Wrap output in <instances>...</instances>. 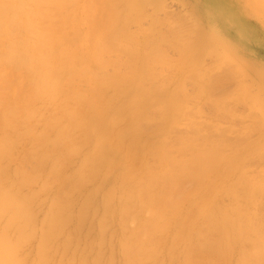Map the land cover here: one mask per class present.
<instances>
[{"label":"bare ground","instance_id":"6f19581e","mask_svg":"<svg viewBox=\"0 0 264 264\" xmlns=\"http://www.w3.org/2000/svg\"><path fill=\"white\" fill-rule=\"evenodd\" d=\"M76 1L79 2L80 0H0V264H28L29 262L28 263L26 262L28 258H25L24 256L26 255L29 257V255L24 254L23 256L22 250L23 248H25L26 245H28L29 242H31L32 240L36 238L35 236H37L36 234L37 232H39L37 231L38 228L36 227V224L37 226H40V225H38V223L36 222V219H34V215L36 214L35 213L33 214L34 210L32 211L30 210V208H32L31 207L32 205H30L29 203H31L30 201L32 200H29L30 196L29 198L27 196L28 194H31L30 191L31 192L33 190L35 191V189L30 188L29 186L30 185L33 186L35 183L38 186L37 182H39L41 178H44L42 177V173L41 172L39 173V171L31 172L28 169L26 170H28L29 172L26 171L25 169L22 170L23 167L26 165L22 163V165L24 166H20V168H22L20 170V174H17L18 172L14 171V173L16 172V175H14V173L13 174L9 173L6 176V173H5L6 171H4V169L6 168L4 167L6 163L5 165H3L4 164L3 162H5L4 160L7 159V157L8 158L10 157L13 159V157L9 155L13 153V152L11 153V150L13 149V147L16 146V145L14 146L15 142L19 141L20 139L24 138L26 135L30 134V130H33L32 128L35 127V130H36L38 128L36 125L40 124L42 126V122L41 123L38 122L39 124L33 123L34 120L36 121L37 119H41V121H43V128L41 129L42 131L40 130L42 134L37 131L40 136L50 137L51 135L52 145L54 146V145L59 144L60 145V146L58 145L59 148L61 147V143L63 144V142H65L64 145H67L66 146L67 148H63L64 145H62L61 147L62 150L65 149V153L64 151L59 152L60 154L64 153L63 154L64 156L66 155L67 151L72 154L73 152L77 150H78L77 152H79L81 147H83L84 145L88 144V142H90L89 139H93L91 141H95L96 144L93 146L92 152H89V156L86 155L84 157L85 163L90 164L91 166L89 168L90 170L88 168H87L88 170L87 169H84V170H87L88 173L90 172L89 174H91V176L90 175L89 176L92 178H93V174H94V177L97 176L96 172L98 174V171L104 165L100 163L104 161V160L101 161V157L104 154V153L102 154L103 143L107 144L109 140H112V139L117 140L121 138L120 133H119L120 137L114 138L115 136L114 137L111 136L110 138L109 130L113 126L115 125L117 126L119 125V123L123 121L126 123L130 121L129 123H131L133 122L132 120H134L133 125L130 124L131 126L126 128L127 131L124 132L125 135L122 133L123 130H121L122 131L121 134L124 137L125 136H129V138L132 137L130 139V140L133 139L132 142L128 141L130 142L128 144H131V146L133 145L134 150H136L135 148L138 149L136 150V152H138V154L135 157L136 160L135 159L132 160L133 163L130 162L131 164L129 167L132 168L133 166L134 168L133 164L137 162V164H140V168L139 170L137 168L138 171L137 170L134 171L133 169L132 170L129 169V167L127 166L129 170L124 173L122 172V174L120 173L121 175L119 178L121 179L117 187L112 186L111 188H108V189L106 188L107 186L104 187L108 190V191H104V194H102V196L103 195L105 196V198L104 196L102 197L104 198L102 200L105 203V205L102 204L103 206H105L104 212H103L104 218L100 217L101 222L100 224L98 223L101 229L100 232L104 236V237L103 236L100 237L99 239L100 243L98 241V245L99 244L100 245L98 247L100 248L101 245L103 246L107 244H110L111 247L112 245L114 247L117 246L118 253L119 251H121L120 253L123 258V264H148L147 262L150 260L151 261L153 260L154 262L156 261L158 263V260H159L157 259L159 257L158 255L164 245L163 244L164 240L166 241L165 233L168 231L169 228L173 227L172 226L173 222L174 224H176L174 225L175 226L174 229L176 228V226H177V229L176 231L173 229L175 233L171 241L172 242L171 246L169 245L172 248V249L170 248L169 250V251L171 250L172 251L168 252L171 255V257H169V260L172 257H175V255L173 254L176 252L174 250L175 246L176 248H178V246L180 245L179 243H184V246L182 247L184 248V250L181 252L183 254H179L183 256L182 264H202V261L204 259H207L210 256L209 254H211L212 256L215 253L216 255L214 256H219V255L223 256L221 258H223L224 261L226 259L227 260L233 259V262H234V259L237 258L236 264H263V261H264V220L263 218L264 217L262 218L261 214L253 213V211L259 212L257 211L258 207H256L258 204L257 202H259L258 200L260 198L261 199L264 198V180L262 179L263 181H256V179L252 180L251 178L249 179L248 177L243 175L244 173L243 168H244L246 161L248 162V160L250 159L253 160L252 157L255 156V152H256L255 147H254L255 151H253V148H251L252 153L250 154L239 152L238 151L239 149L237 148L238 150L236 149V152L234 151L235 154L234 155L232 154L233 156L226 158L224 157L225 154L223 155L219 153V155H217V150L219 149L218 147L221 146L219 142L217 141V139H216L217 141L216 142L213 140H204L202 139L203 138L202 137L201 139L204 140L203 144L200 142H196V143H200V145H198L195 143L193 139L186 138L185 136L175 135L177 136L176 140L175 139L172 140L169 137L172 132L177 131L176 127H177V124L179 123L178 120L180 116L184 114L183 112L185 111V108H184L185 106H183L184 104L182 105L183 103L182 101L186 99V98L184 99L183 96L185 97L184 92H185V89L187 88H184L183 86L185 85L186 87L188 83L187 79L189 77L187 74H190L192 72L191 75H189L191 77L190 80L195 79V74L197 75L196 78L201 75V74L198 75L197 74L198 72H196L198 71L199 65L202 62L201 57L197 55L198 53H200L197 50L199 49L198 46L195 43L192 45L188 43V45L189 44L190 45L187 47L185 43V46L182 45L180 49L178 50V51L180 50L182 51V56H183L180 63L177 62L179 63V65H175L173 64V62L171 63V61H170L171 63L170 64L169 60L167 59L168 57L166 56V51L164 52V50L166 49L164 48V46L169 41L167 40L165 33L164 35L160 36V35H156L154 30L151 31L152 29L151 30L147 29V32L148 33L151 32L152 34L150 33L151 35L150 36L146 32L147 33V34L145 33L146 36L147 37L150 36V37L148 39L145 38L147 41L143 43L140 40H138L139 39L138 37H136L137 33L136 34L132 33L133 30L131 32V29H130L131 27H129V25L135 24L137 22V19H136L137 17L135 16L138 15L140 20H141V17L142 19L144 17V14L141 15L142 12H144V9L142 11V5L139 2V0L137 4H135L134 0H127L125 5H121V7L123 6L124 8V9L122 8L123 9L122 13L121 11H118L119 8H117L118 10L115 8L117 7L116 5L118 3V0H117L116 5L115 3L112 2L113 0L109 1L110 3L112 2L111 4L109 2H106L108 0L103 1V2L100 0H92L89 3L86 2L84 3V5H82L84 6L83 9H85L84 19H80L79 17V11H78V6H76ZM46 6L48 8L44 9V7L46 8ZM110 8L112 9L111 11H109ZM209 15H212L213 17V14L211 13ZM134 21L135 23H133ZM113 24L114 26L115 24L118 26V27L116 26L118 31L117 33H114V34L112 33H113V30H116L114 29L115 27H113V30L107 27L108 25L113 26ZM69 25H71L74 28L75 30L74 32L69 29L68 27ZM82 25H85L86 29H83V27L79 28ZM150 27L151 26H149V28ZM111 30H112V33L111 32L109 33V31ZM165 39L167 40V42H165ZM162 41L165 42L164 46L163 44L161 45V43H163ZM174 43L171 42L172 45ZM114 51L115 52L123 51L124 55L125 53L126 54L129 53L128 54L129 57L127 58L128 55L126 56V59H128L129 61L126 60L125 58L120 59V61L122 60L123 62H124L123 59H125V62H127V68H128L126 69L129 71H127V73L126 72L122 73V72H117L118 71L117 69L116 70L117 73H115L114 72L115 70L113 69L114 67L117 68L119 64V67L121 68V66H124V65L120 64L119 63L120 61L118 62V64L114 61L115 65H114V62L111 63L112 66L114 65L113 68H111L113 70L112 71L113 75H111L112 72H110L111 74L105 75L106 73H104V76H103L101 75V73L104 70L103 68L109 69L108 67L110 66V63L108 65V62H110L108 61L110 60L109 59L110 57L106 58L108 59L107 60L108 62L105 61L106 59H104V57L105 55H109L110 52L114 53ZM196 51L198 53H196ZM118 55L119 54H117V56ZM166 64H170L169 66H172V64L175 65L179 73L178 78L176 77L174 79H171L170 77L165 78L166 80H168L169 84L174 85L173 89L171 90V92L169 93L166 99V100L169 99L168 101H170V103H174L173 107L171 108V111L168 110V113H172V118L168 120V124L166 123V121H164L165 122L164 124H166L165 127H163L164 126L163 125L162 126L163 128L161 130H159L158 132H152L151 135L149 136V135H146L148 134L147 132L148 129H150L147 126L150 124L149 122L152 119H154V112L156 113L154 107H152L153 106L152 103L155 100L153 101L154 98H152L150 92H146L144 90L143 85L147 81L155 82L156 79H159V77L161 76H159L160 73L157 72L158 65L166 66ZM160 69H163V68H160ZM166 69L167 68H165V70ZM160 75H162V73ZM192 77L194 78L192 79ZM212 77H211L212 79L209 78L210 81L206 80L209 82L208 84L206 83V81H204V79H200V82L199 80L195 79L196 81H193V82L194 83L197 82L198 84H201V87H200L196 83V86L199 87V88L197 87L198 89L197 92L200 93V95L201 94L207 95L206 98L208 97V99L210 100L209 103L211 102L210 104H212L211 106H213L214 110H215V107L217 106L218 108L217 110L223 113L219 115H226L227 113H226L225 106L228 104V102L229 103L231 102L228 100L224 102L225 104H223L222 102L225 99L221 101L220 99L222 97L223 98L228 97L227 95L224 96V94H226L228 90H226L225 92L223 91L224 93L222 92L220 94L223 96H220L218 94L219 92H221L219 90H218L219 91L218 93H215L218 95L215 96L214 94H212V91L215 92L213 88H216L217 83H218L217 80L219 79V78H215L214 76ZM80 81L89 82V83L91 82L92 84H94V86L96 83L99 84L101 82L100 83V86L102 84L101 87H104L105 85L108 88L110 87L113 88V90L116 91L117 96L120 98L118 99L119 102L117 106L116 107L113 106L115 108L111 107V110L109 108L108 112L106 111V113L97 114L96 111L93 112L95 109L94 108H93L94 110L90 109V105L88 104V101L89 99H91V96H94V95L96 96V94H98L99 92L98 91L94 92L96 91L94 87H92L94 91L91 90L93 91V92L90 91L91 93L82 91L81 88L79 87ZM221 82H219L220 86H221L220 84ZM214 83H216V85ZM213 85H215V87ZM155 86H157L156 88H159L161 87V84L156 83L154 85V88ZM222 86H221V89L219 88L220 90H222ZM162 87H163V84H162ZM183 88H184V91H183ZM223 88H225V86ZM192 90H193V87H192ZM189 94H192V93L190 92ZM210 94H212L213 97L215 96L218 99L220 97V99L215 100V97L212 99L210 98L212 96H209ZM20 96L22 98H25L24 96H26L25 98L26 100L29 98L27 101L28 104L27 102L25 103L26 100L25 99L22 100ZM196 97L198 98L199 96H196ZM199 98H201V96ZM39 101H44L45 105H47L46 109L44 108L45 109L44 111H42L43 109L40 110L38 108V106L40 107L41 105H38L35 107L36 103ZM205 101L208 104V101L207 100ZM212 101L214 103H212ZM210 104H208L209 107H211ZM45 105L43 106L45 107ZM213 108L211 107V109ZM163 111L165 112V108ZM210 113L212 114V112ZM213 115H214V112H213ZM235 116L233 118H235ZM224 118H227V117L225 116ZM129 119H132V120H129ZM261 126L264 127V121H262ZM261 126H259V128ZM259 128H257V130ZM144 129L146 131H144ZM198 130L199 129L196 127L194 131L197 133ZM260 130L262 129L260 128ZM82 133L84 136L81 135ZM75 134H79V137L76 136V139L78 137L77 141H75L76 140L75 137L72 136ZM39 135L38 137L36 136L37 144L40 142L37 140L39 138ZM80 135L84 137L83 140H87V143L85 141V144L79 147L80 149H78L77 148L78 145H81V143L79 142H82L80 140L81 138ZM123 136L122 138H124ZM207 136H208V139L212 138L210 135H206L205 138H207ZM42 137H40V139ZM70 138L71 140L72 139H75V140H72L73 141L72 142ZM45 140H47V138H45ZM202 140L199 139L198 141L202 142ZM42 141L44 140L42 139ZM46 142H49V143L44 144V145L50 144L51 146L50 138H49V141L47 140ZM239 142L241 143L240 139H239ZM17 143L18 142H16V144ZM53 146H52V149H53ZM224 146H221V147H224ZM244 146L245 145H243V147ZM225 147H227V145ZM43 148L44 147H42L41 149ZM33 149H34L33 151L28 150L27 154L26 152L24 153L27 155L25 156V162L27 160L28 161L29 160L34 161L35 159L39 160L36 164L39 165V163H42L40 164L42 168L43 167L42 158L45 157L47 159L46 157L47 155L44 154L45 152L41 154L42 151H44L45 149L41 150L40 147H38L41 153H38L39 150L36 147ZM221 149H219L218 152H220ZM53 150L55 151V149ZM134 150L132 151L134 152ZM29 151H30V154H29ZM34 151H36L37 153ZM226 152L227 151H225L224 153ZM229 152L231 155V151ZM247 152H250V151H247ZM70 153L69 155H71ZM76 154H73V155L76 156ZM63 155H61L62 156L61 157L58 154V156L60 157L56 159H54L55 158L54 157L52 160L56 162H52V164L55 163L56 165H59L58 164L60 162L59 159L62 160V158L64 157ZM69 155L67 154L66 157H69ZM228 155H225V156H228ZM104 156L102 157V159H105L104 162L106 163L108 159H106V157L104 158ZM131 157H132V154H131ZM20 158L22 157L20 156ZM126 158L128 157L126 156ZM150 160H153L154 163L151 164ZM9 161L10 160H8L7 162ZM22 161H24V159ZM22 161L20 160L19 162H22ZM221 161H222V164L223 163L225 164H223L224 168L222 170H219L216 166H217V163ZM36 164H34V166ZM86 164H83V166L84 165L86 166ZM222 164L220 165L223 166ZM28 165H30V163ZM56 165H53V166H56ZM105 166H107L106 170L112 172L113 162L110 161L107 163V165L105 164ZM221 166L220 168H222ZM35 168H37V165ZM16 169L17 167H15L14 170ZM85 172L86 171H83L80 174L81 175L83 174V176L84 175L86 176L87 173ZM111 172L106 173L105 171V174H108L105 176L106 177L109 176V173L111 176L112 174ZM235 172L238 174V176L237 177L235 176V179L233 181L231 180L232 181L231 182L229 180L230 176L235 174ZM214 174L216 175L215 177H214ZM9 175H12V176L14 175L17 177L12 179V177L10 178L8 177ZM48 175H51V174H47L46 178L49 177ZM212 175H213V179H211ZM75 176H77L76 173H75ZM105 176H103V178H105ZM263 177L264 176H262V178ZM46 178L42 182L43 186L41 184L40 185L46 188L47 190V187L45 186L48 185L47 183L50 184V182H47L48 181L47 179L49 178L47 179ZM85 178L90 179V180L92 179V178H88V176ZM73 179L70 182L73 183ZM184 179L186 180L189 179V181L191 180L190 183L192 181H195L194 183H196L197 185V189L195 193L197 194V196L193 197L192 196L193 193L190 191L189 193L187 192L188 194L185 192L186 193L185 194L180 189V187L184 186V184L183 185L181 184L182 181H186ZM74 180H75L73 183L74 185L73 184L72 185L73 187L74 186L76 187L77 182L80 179L78 180L77 178V180L76 179ZM105 180L107 184L108 180L106 178ZM114 180L117 181V178H115ZM228 180L230 182H228ZM110 181L112 180L109 179V182ZM189 181L186 183H189ZM69 183H68V187L72 186V185L69 186ZM78 183H81V182L79 181ZM25 186L26 188L29 187L30 189H33L28 192L27 191L24 192L25 194L27 192L26 197L24 196V193L23 194L21 193V188L22 187L25 188ZM61 187L60 189L65 191L66 189L65 185H64L65 189L64 188L62 189ZM37 190L35 192H37ZM23 191L24 189L22 190V192ZM42 191L43 190H41V193H43ZM32 193L33 194H31V197L33 195L34 196V198L32 197L33 199L39 196L38 192L37 194L34 192ZM61 193H63V191H60V193H58L60 195L57 194V196H55L54 199H52V201L50 202L51 207L49 206L50 211L48 212L46 219L44 220L43 218H41L43 219L41 222L42 223L44 222L43 224H41L42 226L39 227V228L42 227L41 228L42 233H40L42 235L38 236V237H41L39 241L36 240L38 241L37 243L38 250L36 251V257H35L36 259H34V261H32L30 264H52L53 262L52 257H54L53 255L58 252L60 253V251H55V252H52L53 255L51 254V251L55 245L54 242L58 238L57 235H59V234L56 235L55 233L62 231L61 233L63 234L65 232V231L63 232V230L65 229V225L67 226L68 221H71L69 219L72 218V214L74 213V212L72 213L74 208L72 210L70 209L72 206H70V208L66 207V206H69V205H66V203L71 202V200L67 201L64 199L66 198V196L68 198V195H66V193L64 192L63 195L65 194L64 195L65 197L63 198L62 197L63 195H61ZM190 193L192 194L190 195ZM224 197L225 198L229 197L232 199V200L231 199L229 200L232 202V203L229 202L231 205H224L225 204V202H223ZM190 199L191 200L193 199L192 200L193 204H195L194 206L197 205L196 207H198V211L197 213H193L195 208L192 204L193 209L192 207L188 208L185 214L183 213L185 210L182 208V202H184V200H187L188 202ZM83 200L85 201V199ZM90 202L88 201L87 204L90 205L89 204ZM88 205L86 206V203L84 202V204H82L80 207L86 206L81 209L85 211L86 210L85 208H87V211H89L90 206L88 207ZM189 205L191 204L189 203ZM98 207H99V204H98ZM181 208L183 209L182 213L185 215L179 217L180 215H182L180 213ZM255 208H257V210H254ZM68 209L71 211H69ZM95 209H97V207L94 208V211H96ZM79 210L80 209L78 208V211ZM68 211L71 214L67 213L68 215L67 217L69 219L67 217L66 219L65 216H66V212ZM105 211H107L106 214H108V216L104 214ZM79 213L78 215L82 214L80 217L78 216L79 221H81V219L85 220L84 216L87 212H85V214L84 213L79 214ZM87 215L85 218H88ZM92 219H94L95 221V217ZM175 220H179L178 221L179 223H175ZM116 221L120 225L119 227L120 230L118 231L119 232L118 241L117 242H115L116 240L113 241L115 237L112 239L113 236L111 235H110L111 237L109 236V238H111L112 241H107V236H106V239L101 240L102 237L105 238V235H107V230L109 231L110 229L109 227H112V223L115 224L114 222ZM78 223L80 224V222L77 221V226L79 225ZM91 223L93 222L91 221ZM93 229L95 228L93 227ZM110 232H113V231L110 230ZM70 233L71 232H69V234ZM116 233H117V230H116ZM55 235L57 238H55ZM72 236L70 238L68 236L69 240L67 241V243H65L66 241L64 242L65 244L64 248L68 249L69 247L74 245V244H71V240H70L72 239ZM170 237L168 238L170 239ZM94 239H91L92 242L90 240V243H96L97 240L93 242ZM86 244L88 243L86 242ZM57 245L58 247L60 246L59 243ZM57 245H56V248L60 249L57 247ZM85 246H87L88 248V245H85ZM106 248H105V251H106ZM84 249L81 250L82 253ZM91 249L93 250V248ZM235 249H237L238 253L237 254L234 253V254L235 256L237 255L238 257L233 258L231 255H233L232 254L233 251H236ZM32 250L34 249L32 248ZM69 250L67 251V254H69L70 252ZM74 250L75 249H73L72 251L73 254L76 253L74 252ZM99 250L101 251L102 249H99ZM96 251L98 252V250ZM100 251L92 259L88 257L89 254L82 256V253L80 252L81 253L80 255L82 256V258L79 255L81 260H79L78 264H112L114 261L113 256L110 257L112 254L108 256L111 259L112 258L113 259L111 261H108L107 257L105 259V255H106L104 254L105 251L104 250H103L104 252L102 251L100 252ZM62 252L65 254L66 252L65 249H63ZM62 252L60 256L63 259L64 255L62 254ZM89 252L90 251H88V253ZM110 252L113 254H116L112 248ZM70 255L68 258L71 257ZM91 255H92V252H91ZM72 256H74L75 258V255H72ZM211 256L210 258L212 259L215 258ZM55 258H56V255H55ZM62 259L59 260L58 264L61 261H63ZM77 259L78 258H76L75 260ZM73 260H70L71 262L67 261V263H72L75 261ZM215 261L213 264H215ZM75 263L77 262L75 261Z\"/></svg>","mask_w":264,"mask_h":264},{"label":"rangeland","instance_id":"374dc122","mask_svg":"<svg viewBox=\"0 0 264 264\" xmlns=\"http://www.w3.org/2000/svg\"><path fill=\"white\" fill-rule=\"evenodd\" d=\"M91 1L92 0H80L79 2L76 1V6H78V11H79V17H80V19H84L85 18V14H84L85 9H83L84 6H82V5H84V3H86V2L89 3ZM100 1L103 2V1H106V0H100ZM109 1H111V0H108L106 2H109ZM123 1L124 0H121V1L118 0V3H117V0H113L112 1L113 3H115V5L117 3V5H116L117 7H115V5H114V7L116 9L119 8V10L118 9L117 10L118 11H121V13L123 12L122 10L124 9L123 6L121 7V5H125L127 0H125L124 3H123ZM134 1H135V4L138 3V0H137V2H136V0H134ZM139 2L142 5V11L144 9V12H142V14H141V15L144 14V17H143V19L141 17V20H140L139 16L136 15L135 17H137L136 18L137 19V22L135 23V21H136L135 20L133 22L135 24L129 25V27H131L130 28L131 29V32L133 30L132 33H134V34L137 33L136 37L139 38V39L138 38L137 39L140 40L141 42L145 43L147 41L146 39H148L151 36L150 35L151 32L148 33L147 32V29L148 30H151L152 29L151 31L154 30L155 31V34L156 35H160V36L161 35H164V33H165V36L167 37V40H169V41L167 42V40L165 39V42H167V43L164 46V43L165 42L162 41L163 43H161V45L163 44L164 48L167 49V50L165 49L164 52L166 51V56L168 57L167 59L169 60V63L171 61V63L173 62V64H175V65H179L180 61L183 58L182 51L181 50L178 51L180 49V47L182 45L185 46V43H186V46L187 47L190 44L192 45V44L195 43L198 46V48H199V49H197L198 52H200V53H198L196 51V53H198L197 55L199 57H201V59H202V62L199 65V69L200 70L198 69V71H196V72H198L197 73L198 75L199 74H201V75L199 77H197L198 78L197 79L196 78L197 75L195 74V79L196 80H199V82H200V79H204V81H206V80L210 81V79L213 78L212 76L215 77L217 75L215 78H219L218 80L216 79L218 83H217L216 88H213L215 90V92L212 91V94H214L216 96L218 94L220 95L223 91L225 92L226 90H228L227 91L228 94H227V92H226V94H224V96L227 95L228 97H224V98L222 97L221 99L219 97V99H220V101L225 99L222 102L223 104H225L224 102L225 101H228V100L231 102V103L228 102L229 106H228L227 102H226L227 105L226 106L224 105L226 107V113L227 114L225 113L226 115H219V114H223V113H221L219 110H217L218 109L217 106L215 107V110H214L213 106H211L212 104H210L211 102L209 103L210 100L208 99V97L206 98L207 95H204V94H201L200 95V93L197 92L198 91L197 87L198 86L201 87V84H198L197 82L194 83L193 81H196L195 79L194 80H190L191 77L189 75H191L192 72L190 74H187L188 77H189L187 79V82L188 83L186 82L187 83L186 87H185V85L183 86L184 88H187V89H185V92H184L185 97L183 96L184 99L186 98L185 99L186 102H185V100L182 101L183 102L182 105L184 104L183 106H185L184 107L185 108V111L183 112L184 114H182L180 116L179 120H178L179 123L177 124V127H176L177 131H174V132H172L170 134V136H169L170 139H172V140L175 139L176 140V137L177 136H175V135H181V136H185L186 138L193 139L195 141V143L196 142H200L202 144H203V141L204 140H213V141H216V139H217V141L219 142V144L221 146H224L225 144L227 145V147H225L226 145L224 147H221V146L218 147L219 149L222 148L223 150L221 149L220 152H218V150H219L218 149L217 150V155H219V153H221L223 155L224 154L225 155H228L229 154L228 156H225L224 155V157H226V158H228L230 156H233L235 154L237 148L239 149V150L237 149L239 152L247 153V154L248 153L249 154L252 153V149L251 148H253V151L256 150V152L259 155L255 152V156L252 157L254 161L252 159L248 160V162L246 161L247 164L245 163V165H244V168H243V172L244 173H243V175H245L249 179L251 178L252 180L256 179V181H263L264 180V177L262 178V176H264L263 175L264 174V127L261 126V125H262V121H264V0H139ZM47 8H48L47 6H46V8L44 7V9H47ZM120 8H121V10H120ZM111 10L112 9L110 8L109 11H111ZM145 13H146V15H145ZM210 13L213 14V17H212V15H209ZM116 26H117L116 24H115V26H114V24H113V26L112 25L111 26L108 25L107 26L108 28H110V29L113 30V27H115L114 29H116V30H113V33H112V30L109 31V33L110 32L112 34L117 33V31H118L117 30V27L118 26L117 27ZM149 26H151V27L149 28ZM68 27H69V29L71 31H73V32L75 31L74 28L71 25H69ZM82 27H83V29H86L85 28L86 27L85 25H82L79 28H82ZM146 32L150 36L147 37L146 36V34H147ZM171 42H173V43L175 42V43L172 45ZM188 43H190V44L188 45ZM175 45H177V46H175ZM122 52L123 51H120V52H115L114 51V53L113 52L112 53L110 52V54L107 53L109 55H105L104 59H106L107 57H110L109 58L110 60L106 59L105 61H107V60L110 61V62H108V61L107 62H108V65L110 63V66L111 67L109 66L108 67L109 69L103 68L104 70L102 69L103 72L101 71L102 72L101 75L104 76V73H106L105 75L111 74L110 72L113 71L111 68H113V66L115 65V62L118 64V62L120 61V59H122V58H125L126 59V56L129 53L128 54L125 53V55H124V52L123 53ZM117 54H119L118 56L120 58L117 56ZM120 54H121V56H120ZM128 57H129V55L127 56V58ZM125 59H123L124 62H125ZM126 60H128V59H126ZM121 61L119 63L122 64V65H124L125 67L124 66H121V68H120L119 67V64H118V67L117 68H115V67L113 68L115 70L114 71L115 73H117V72H122V73H125L126 72L127 73V71H129V70H127L128 69L127 68V62L124 63L122 61V63H121ZM113 62H114V65L112 66L111 63H113ZM177 62H179V63H177ZM117 64H116V66H117ZM170 64H166V66L168 65L167 67L165 65H160V66L158 65V68H157L158 71L157 72L160 73V74L162 73V75L159 74V76H161V77H159V79H156L155 82L154 81H147L143 85L144 86L143 87L144 90L146 92H150L152 98H154L153 101L155 100L152 103V105H153L152 107H154L156 113L154 112V119H152L149 122L150 124L147 126L150 129L147 128L148 129V131H147L148 134H146V135H149V136L151 135L152 132H158L163 127H165L166 124H164L165 123L164 121H166V123L168 124V120L170 118H172V113H168V110L171 111V108L173 107V104L174 103H170V101H168L169 99L168 100H166V99H167L169 93L171 92V90L173 89V86L174 85L169 84L168 83V80H166L165 78L166 77L167 78L170 77L171 79H174L175 77L178 78L179 77V73H178V69H176L175 65L172 64V66H169ZM160 68H163L164 70L163 69H160ZM165 68H167L166 69L167 71L165 70ZM117 69H118V71L116 72ZM162 70H163V72H162ZM165 72H167V73H165ZM229 72H231V73H229ZM193 73H194V71H193ZM111 75H113V72H112ZM201 76H202V78H201ZM205 76H207V77H205ZM220 77H221V79H220ZM222 77H224V78H222ZM193 78L194 77H192V79ZM228 79H229V81H228ZM226 80H227V82H226ZM208 81H206L207 84L209 83ZM221 81H223V82H221ZM219 82H221L220 83L221 86L223 84L222 90H220L221 89V86L219 85ZM100 83L99 84L96 83L97 85L95 84V86H94V84H92L91 82L90 83L89 82H82V81L79 82V84H80L79 87L81 88L82 91H84V92H90L91 90L94 91V89H95L96 91H94V92H97V91L99 92L98 94H96V96L98 95L97 97L95 95H94L95 97L94 96H91V99L92 98L93 99L92 100L89 99V101H88V104L90 105V109L92 110L94 108L95 110L93 109L94 110L93 112L96 111L97 114L98 113H100V114L106 113V111L108 112L109 108L111 110V107H113V106L116 107L117 104H118V102H119L118 99H120L117 96L116 91L113 90V88H111V87L108 88L105 85H104V87H101L102 84L100 86ZM156 83L161 84V87L156 88L157 86H155V88H156V90H155L154 85ZM196 83H197L198 86H196ZM162 84H163V87H162ZM214 84L216 85V83H214ZM215 85H213V86L215 87ZM224 86L227 89L223 88ZM92 87H94V89H92ZM98 87L101 88V89H99ZM192 87H193V90H192ZM103 88H105V89H103ZM184 88H183V91H184ZM248 89H249V91H248ZM186 90H187V92L189 91L188 94L190 92L192 94H189L188 95L187 92H186ZM218 90L221 91V92H219ZM93 91H91V92H93ZM193 93H194V95H193ZM215 93H218V94H215ZM212 94H210L209 96H212ZM23 95H22V97H23ZM147 95H148V93H147ZM190 95H192V96H190ZM196 96H199V97L201 96V98H199V97L197 98ZM220 96H223V95H220ZM22 97H21L22 100L26 98V96H24L25 98H22ZM214 97L212 96L210 98L213 99ZM28 99L27 100L25 99L26 100L25 103L28 101ZM216 99L219 100L218 98L215 97V100ZM205 100L208 101V104H210V106L213 109H211V107L208 106V104H207V102ZM215 100H214V102H215ZM259 100H261V101H259ZM39 102L36 103L35 107L38 106V105H41L40 107L38 106V108L40 110L43 109L42 111H44L46 109L47 105H45L44 101H39ZM214 102L212 101V103H214ZM188 103H190V104H188ZM27 104H28V102H27ZM167 104H168V106H167ZM43 105H45V107ZM115 107H113V108H115ZM163 107L165 108V112L163 111L164 110ZM208 110H209V112H208ZM210 112H212V114ZM213 112H214V115H213ZM190 113L191 114L193 113L192 114L193 116ZM228 114H229V116H228ZM223 116L224 117L226 116L227 118H224ZM234 116H235V118H233ZM228 117H230V118H228ZM129 120H132V119H129ZM129 120H127V121H129ZM132 121L134 122V120H132ZM231 121H233V122H231ZM38 122H40V123L42 122V126ZM123 122L119 123V125H117V126L115 125L116 127L113 126L111 128L113 130V132H112L111 129L109 130V136H110V138H111V136L112 137L115 136L114 138H117V137H120V135H121V138H119L121 140H119V139H117V140L112 139L113 141L112 140H109L107 142L108 145L105 144V143H103L102 150L104 152L102 151V154L103 153L104 154L102 155V157L105 155L104 158L106 157V159H108V160L105 163L104 162L105 159H102V157H101V161L104 160L103 161L104 163L103 162H100V163L104 164L103 166L101 164V166H102V168L104 170L101 168L98 171V174L96 172V175L97 176H95V177H94V174L92 173L93 174V178L90 177L91 176V174H89L90 172L89 173L87 172V170L91 166H90V164H86L85 163V161H84L85 158L84 157L86 155L89 156V152H92L93 146L96 144L95 141H91L93 139H89L90 142H88V144L84 145L85 144V141L87 143V140H83L84 139V137H83L84 135L82 133L81 135H83V136L80 135L81 138L83 137L82 139L80 138V140L82 142H79V143H81V145H78V147L77 146L76 147L78 149H80L79 147H81L82 145H84V146L81 147V149L79 150V152H77L78 150L75 151L77 154L75 152H73V154H76V156L67 151L66 152V155L67 154L69 155V153L71 155H69V157H66V155L65 156L63 155L65 153V149L62 150V148H61L62 145L65 144V142H63V144L61 143V147L60 148H59V146H60L59 144L53 146L52 145V140H51L52 139V136L50 135V137L49 136L48 137L50 138L51 146H50V144L49 145H44V144H48L49 143V142H46L47 140L49 141V138L48 137H42V136H40L38 134V132L41 133V131H42L41 129L43 128V121H41V119H37L36 121L34 120V122H33L34 124L37 123V124L40 125V126L39 125H36L38 127V128L36 127L37 128L36 130H35V127L32 128L34 131L33 130H30V134H28L24 138H22L23 140L20 139L21 141L20 140L19 141H16V142H18L17 144L15 142L14 146L15 145L16 146L13 147V149L11 150V153L13 152L15 155L13 153L12 154L9 153L10 154L9 156H12L13 159L10 158V157L9 158L7 157V159L4 160L5 162H3L4 163L3 165H5V163H6V165L4 166V167H6L4 169V171H6L5 172L6 173V176L9 173L10 174H13L14 171H17L18 172L17 174H20V170L22 169V168H20V166H24V165H22V163L23 164H26L23 167L22 170L28 169L31 172L39 171V173L40 172L42 173V177H44V178H41L42 179V180L40 179L41 181L39 180L40 183L37 182L38 183V186H37L36 183L33 185L35 187H33L32 185L29 186L30 188L35 189V191L37 189L40 190V192H39V190H37L39 196L35 197V199H33L34 198L33 195H32L33 198L31 197V194H33L32 192H34V193L37 194V192H35L33 189H30L29 187H27L29 189L28 190L26 188V186H25V188L22 187L24 189V191L22 192L23 189L21 188V193L22 194L25 191L28 192L30 190H33L32 192L30 191L31 194H28L27 197L29 198V196H30L31 199L29 198V200L34 201V202L30 201L31 203H29L30 205H32L31 207L33 209L30 208V206H29V208H30L31 211L34 210L33 211V214L34 213L36 214V215H34V219H36V222L38 223V225L42 226L41 224L44 223V222L42 223L41 221L43 219L44 220L46 219V217L48 215V212L50 211L49 210L50 209L49 206L51 207L50 202L52 201V199H54L55 196H57L58 193H60V191H63V193L65 192L66 195H68V198H67V196H66V198H64L65 197L64 196L65 194L63 195V193H61V195H63L62 197L65 200H67V201L71 200V202H69V203L66 201L68 203V204L66 203V205H69V206H66V207L67 208L68 207L70 208V206H72L70 209L72 210L74 208L73 211H72V213L73 212L74 213L72 214V218L69 219L67 217L68 216L67 213L71 214L69 212L71 210L68 209L69 211L66 212L65 218L67 217L69 220H71V221H68L67 220L69 225L67 223H65V224H67V226L65 225V229L64 230L62 229L63 232L65 231L63 234L61 233L62 231L55 233L56 235L57 234H59V235H57L58 238L55 235V238H57V240H55V242H54L55 245H54V247H53V249L51 251V254H52V252H55V251H60V253L58 252V253H56L54 255L52 254L54 256V257H52V259H53L52 260L53 261L52 264H58L59 260L62 259L60 255H61V252H62L63 249H65L66 252H65V254L62 252V254L64 255V256L62 255L63 256V259H62L63 261H61L59 264H63V262H64V264H72V263L74 264L75 261L77 262L75 264H78L79 263V260H81V258H82L83 255L89 254L88 257L90 259H92L93 257L96 256L97 253H99V251H100L99 249H102L101 251L104 252L106 247H107L106 248V251L108 253L106 251L104 252V254H106L105 255V259L107 257V260L108 261H111L114 258L113 259L114 261L115 260L118 261V262L117 261H115V262L113 261L114 264L115 263L116 264H123V258H122V255L120 253L121 251H119V253H120L119 254L118 253V247L117 246L114 247L112 245V247H111L110 244H107V245H103V246L101 245L102 248H101V246H100V248L98 247L100 245V244L98 245V241L100 243V240L99 239H100L101 236H103V234L100 232L101 229H100V226H99V224L101 222V218L100 217L104 218L103 217L104 216L103 215V212H104V207L105 206H103V205H105V203H104V201L102 199H104L105 196L103 195L104 198H102L103 197L102 194H104V191H108L107 190L108 188H111L112 186L113 187H117L119 185L120 179H121L119 177L122 174V172L124 173V172L128 171L129 169H131V170L133 169L134 171H136L137 168H138V170L140 168V164H137L136 161H135L136 163L133 164L134 165V168H133L132 165H131L132 168L129 167L130 164H131L130 162L133 163L132 160H134V159L136 160L135 157L138 154V152H136V150H138V149L135 148L136 150H134V146L132 145L133 146L132 147L131 144H128V143L132 142V140H133V139L130 140L132 138L131 136H130L131 138H129V136H125V137H127V138H125L121 134V132H122L121 130H123L122 133L124 134V132L127 131L126 128L130 127L131 125H133V122H131V123H129L130 121L127 122V123L126 122L123 123ZM195 123H197V124H195ZM34 124H33V126H34ZM126 125H127V127H126ZM190 125L191 126L193 125V126L191 127ZM158 126H160L161 128L158 127ZM259 126H261L260 128L262 130H260ZM196 127L200 130V131L199 130L197 131L198 134L194 131L196 129ZM207 127H208V129L209 128H211V129L208 130ZM120 128H122V129H120ZM193 128H195V129H193ZM257 128H259V129L257 130ZM144 131H146V130L144 129ZM117 132H118V134H117ZM36 133H37V135H36ZM119 133H120V135H119ZM195 134H196V136H195ZM38 135H39V138L37 140L40 141V142L37 144L36 138L38 137ZM206 135H210L212 138L211 139L210 138L208 139V136H207V138H205ZM72 136L75 137V139H76V136L79 137V134H75V135H72ZM122 136L124 138H122ZM40 137H42V138L40 139ZM78 137H77V139H78ZM214 137H215V139H214ZM45 138H47V140H45ZM128 138H129V140H128ZM201 138L204 139V140H202ZM246 138H248L249 141L250 140H252V141L249 142L248 139H246ZM42 139L44 141H42ZM75 139H72V140H75ZM77 139L75 141H77ZM122 139H124V140H122ZM199 139L202 140V142L201 141H198ZM239 139L241 140V143L239 142ZM70 140H71V138H70ZM126 140H127V142H126ZM245 140H247V141H245ZM75 141H74V143H75ZM128 141H130V142H128ZM248 142H249V144H248ZM200 143H196V144L200 145ZM243 145H245V146L243 147ZM52 146H53V149H55V151L52 149ZM57 146H58V148H57ZM66 146L67 145H64L63 148H67ZM234 146H236V147H234ZM35 147L37 149H38V147H40V149L42 147H44L41 150H44L45 149L44 151H42V153H41V151L39 149H38L39 152L35 149L38 153L43 154V152H45L44 154L47 155L46 156L47 159L44 157L45 160H44V158H42L43 161L41 160L43 162V165H42L43 167L42 168H41V165H40L42 163H39V165L36 164L39 160H36V159H35L36 161L35 160L34 161H30L29 160L28 161L27 160L25 162V156H27L26 154L28 153L27 151L28 150H32L33 151L34 150L33 148H35ZM254 147H255V150H254ZM103 148H105V149H103ZM132 150H134V152ZM36 151H34V152H36ZM53 151L55 153L57 151V153L55 154ZM62 151H64V153H61L60 154L59 152H62ZM223 151L224 152L227 151L226 153H228V154L224 153ZM229 151H231V155H230V152ZM247 151H250V152H247ZM25 152H26V154H24ZM127 152H128V154H127ZM47 153L49 154V156H48ZM29 154H30V151H29ZM58 154L60 156L63 155L64 157L62 158V160L59 159L60 162L57 161V162H59L58 163L59 165H56L55 163L52 164V162H56V161L52 160L54 157H55L54 159L60 157V156H58ZM131 154H132V157L133 158L131 157ZM20 156L22 158H20ZM126 156L128 158H126ZM23 159H24V161H22ZM6 160L7 161L10 160V161L7 162ZM18 160L19 161L21 160L22 162H19ZM117 160H119L120 162L117 161ZM110 161L113 162L112 172L106 170L107 169V166H105V164L107 165V163L110 162ZM150 162H151V164L154 163L153 160H150ZM29 163H30V165H28ZM34 164L37 165V168H35L36 165L34 166ZM83 164H86V166L84 165L85 166L84 167ZM220 164H222V161L219 162V163H217V166L216 167L219 170H222L224 168V165L223 164H225V163L222 164L223 166H221ZM53 165H56V166H53ZM14 166L17 167L16 170H14L15 169ZM33 166H34V168H33ZM104 166H105V168H104ZM127 166L129 167V169H128ZM220 166L222 168H220ZM84 169H87V170H84ZM28 170H26V171H28ZM52 170H53V172H52ZM83 171H86L85 172V173H87L86 176L85 175L83 176V174L82 175L80 174ZM105 171H106V173L107 172H111L112 173L111 176H110V173H109V176L106 177L105 175H108V174H105ZM216 171H218V170H216ZM43 173H44V175H43ZM75 173L77 174V176H75ZM47 174H51V175H48L49 177H47L49 179L46 178ZM14 175H16V172L14 173ZM13 176L12 175H9L8 177L9 178L12 177V179L17 177V176H14V177ZM87 176H88V178H92V179L91 180L90 179H86L85 177H87ZM103 176H105V178L108 180L107 181V184L108 185L106 184V180H105V178H103ZM215 176L216 175L214 174V177ZM235 176L236 177L238 176V174L236 172H235V174H233V175L230 176V179L229 180L230 181L231 180L233 181L235 179ZM71 177H73V178L75 177L74 179H76V180H77V178H78V180L80 179L79 181L81 183H78L79 182L78 181L77 182V185L75 184L76 187L75 186L73 187V185H74L73 183H74L75 180L73 178H71ZM45 178L48 180L47 182H50V184L47 183L49 186L48 185L45 186V187H47V190H46V188L42 187L43 186V183L42 182H43V180ZM115 178H117V181L114 180ZM69 179H71V180H69ZM72 179H73V183L70 182V181H72ZM109 179L112 180V181H110L111 183L109 182ZM211 179H213V175H212V178ZM184 180H186V179H184ZM229 180H228V182H230ZM188 181H189V179H187L186 181H182L181 184L182 185L184 184V186L180 187V189L184 193L185 192L186 193L187 192L189 193V191L192 192L193 194L190 193V195L192 194L193 197L194 196H197V194L195 193V191L197 189V185H196V183H194L195 181H192L190 183V181H191L190 180L189 183H186ZM65 183H67V184H65ZM68 183H69V186L73 184L72 186H70L71 188L68 187ZM61 184L62 185L64 184L65 187H66V189H65L64 185L62 186ZM78 184H79V186H78ZM77 186H78V188H77ZM60 187L62 189L64 188L65 191L64 190H61ZM104 187H106L107 189L104 188ZM56 188H58V189H56ZM97 189H98V191H97ZM41 190H43L42 191L43 193H41ZM57 190H58V192H57ZM27 192H26V194L24 193V196L25 197L27 195ZM92 192H93V194H92ZM36 194H35V196H36ZM105 194H106V192H105ZM58 195H60V194H58ZM70 195H72V196H70ZM87 195H88V197H87ZM190 195H188V196H190ZM72 198H73V200H72ZM189 198H191V197H189ZM83 199H85V201ZM93 199L95 200V202H94ZM187 199H188V197H187ZM223 199H224V201L222 199L221 200L223 202H225L224 205H231L230 203H232V202L229 201L231 198H229V197H226L225 198L224 197ZM263 199L264 198H262V199L260 198L258 200L259 202H257L258 204H257L256 207H258V210H257V208L254 209V210L259 211L260 213L259 212H256V211L255 212L253 211V213L261 214V217L262 218L264 217V210H263L264 209L263 208L264 207L263 206L264 205V201H263ZM37 200H38V202H37ZM192 200L190 199L188 202H187V200H184V202H182V208L185 210L183 213H185L186 210L188 208H190V207H192V209H193V206L195 204H193V201ZM88 201L89 202L91 201L92 203L90 202L89 203L90 205H88L87 204ZM190 201H192V202H190ZM84 202L86 203V206L87 205H88V207L90 206L89 207V211H87V208H85L86 209L85 211L83 209H81V208L86 207V206L80 207L82 204H84ZM189 203L191 205H189ZM70 204H72V205H70ZM98 204H99V207H98ZM192 204H193V206H192ZM196 206H194L195 209H194L193 213H197V211H198V207H196ZM95 207H97V209H98L99 212L97 211V209H95L96 211H94V208ZM78 208L80 209L79 210L80 213H84L85 214V212H87L85 214V216H84V219L85 220L81 219V221H79V217L82 214L81 215H78V213H79ZM182 208H181V212H180L182 215H180V213H179V215H180L179 217H181V216H183V215L186 214V213L185 214L182 213V211H183ZM259 208H260V210H259ZM90 211H91V213H90ZM96 212H98L99 214L96 213ZM106 212L107 211H105L104 214H106ZM86 215H87L88 218H85ZM106 215L108 216V214H106ZM35 216H37V217H35ZM94 217H95V221H94V219H92ZM41 218H43V219H41ZM98 220H99V222H98ZM263 220H264V218H263ZM77 221L80 222L81 225L78 223L79 225L77 226ZM83 221H84V223H83ZM91 221L93 223H91ZM178 221L179 220H175V223H179ZM114 223L115 224L112 223V227H109L110 228L109 231L107 230V235H105V238H103L104 237L103 236L101 240L106 239V236H107V241H112V239L114 237L115 238L113 239V241L114 240H116L115 242L118 241V233H119L118 231L120 230V228H119L120 225L118 224L117 221L114 222ZM116 223H117V225H116ZM82 225H84V226H82ZM174 225H176V224H174V222H173V224H172L173 227L168 229V231L166 232L167 234L165 233L166 238L165 237L164 238L166 239V241L164 240V243H163L165 245V247L163 245L162 249L160 250V253L161 254L159 253V255H158L159 257L157 258V259H159L158 260V263L156 261L154 262L153 260L152 261L150 260L151 262L148 261L147 262L148 264H150V263L151 264H182V262H183V256L182 255H179V254H183L181 252L184 250V248H182L184 246V243H179L180 245L178 244L179 245L178 248H176V246H175V248L177 249L176 250L174 248V250L176 251L175 253H173L175 255V257H172L169 260V257H171V255L168 252H171L172 251V250L169 251L170 248H171L170 247L171 246V243H172L171 241H172L173 236H174V233H175V231L177 229V226L174 229V227H175ZM40 226H37V224H36V227L38 228V230L37 229L36 230L39 231L36 234L37 236H35L36 238L34 237L35 239L32 240L31 242H29L28 245H26L25 248H23V250H22V255L23 256H24V254H28L29 255V257L26 256V255L24 256L25 258H28V260L26 259L27 260L26 262L27 263L29 262L28 264H30L32 261H34V259H36L35 258L36 257V251L38 250L37 249L38 248V246H37L38 244L37 243H38L39 239L41 238V237H38V236L42 235V234H40V233H42L41 232V228L42 227L39 228ZM178 226H179V224H178ZM79 227H80V229H79ZM93 227L95 229H93ZM116 227L119 228V229H117ZM110 230L113 231L114 233L113 232H110ZM116 230H117V233H116ZM69 232H71L70 233L71 236L74 235V236H72V239H70L71 240V244H74V245H72L73 247L70 245L71 247H69L68 249H66V248H64V245H65L64 242L66 241L65 243H67V241L71 237L70 234H69ZM84 233H86V234H84ZM99 233H101V234H99ZM88 234H90V235H88ZM110 235L113 236L112 239L109 238ZM68 236H69V238H68ZM168 237H170V239ZM85 239L88 240V241H86ZM91 239H94L93 242H95L97 240L96 243H90V240ZM36 240H38V241H36ZM167 241H168V243H167ZM86 242L88 244H86ZM91 242H92V240H91ZM105 242H106V240H105ZM58 243L60 244L59 247L57 245ZM89 243H90L91 246H93V245H95V246L91 247L89 245ZM56 245L60 249H57L56 248ZM85 245H88V248ZM80 247H81V249H80ZM108 247H109V249H108ZM110 247L113 249V251H115L116 254H113V253L110 252L111 251V248ZM179 247H181V248H179ZM32 248L34 250H32ZM91 248H93V250ZM69 249H71V250H69ZM73 249H75L74 252H76L77 254L76 253L73 254V252H72ZM76 249H77V251H76ZM83 249H84V251L82 253L81 250H83ZM68 250L70 251L69 254H67V251ZM96 250H98V252ZM235 250L236 251H233V253H232L233 255H231L233 258L238 257L237 255L235 256V254L238 253L237 249H235ZM88 251H90V252L88 253ZM80 252L82 253V256L80 255L81 254ZM91 252H92V255H91ZM110 254H112V255L110 256ZM167 254H168V256H167ZM55 255H56L57 260L55 258ZM69 255L71 256L70 258H68ZM72 255H75V258ZM79 255L81 256V258H80ZM108 255L110 257L113 256V258L111 259ZM209 255L211 256V254H209ZM214 255H216V253ZM214 255H212V256L215 257L216 259L213 258L214 259L213 260L209 256L207 258L208 260L207 259H204L206 262L204 260H203L204 262L202 261V264H206V263L207 264H211V263L213 264L215 260H217V261H215V264H217V262H218V264H230V262H231V264H236L237 258L234 259V262H233V259H228V260L226 259L224 261V259L221 258L223 256H221V255L214 256ZM32 256H33V258H32ZM179 256L180 257L182 256V257L180 258ZM64 257H66V258H64ZM59 258H61V259H59ZM67 258H68V260H67ZM73 258H74V260L76 258H78V259L74 261ZM209 258H210V260H209ZM54 259H55V261L57 263L54 261ZM70 260H73L74 262L67 263V261L69 262ZM263 264H264V261H263Z\"/></svg>","mask_w":264,"mask_h":264}]
</instances>
